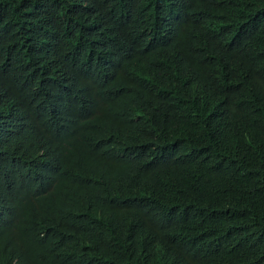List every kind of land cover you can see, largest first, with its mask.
Masks as SVG:
<instances>
[{"label":"trees","instance_id":"trees-1","mask_svg":"<svg viewBox=\"0 0 264 264\" xmlns=\"http://www.w3.org/2000/svg\"><path fill=\"white\" fill-rule=\"evenodd\" d=\"M175 1L0 0V88L13 85L26 99L22 80H34L29 100L46 106L52 78L39 83L37 73H73L141 147L140 162L127 168L145 209L105 200L104 216L142 228L152 217L166 233L189 236L192 255L219 264H264V0H240L241 9L193 0L191 21ZM154 135L176 157L147 159ZM171 208L186 229L159 215ZM20 209L43 216L31 197ZM19 250L23 264H116L68 227L48 228L36 259Z\"/></svg>","mask_w":264,"mask_h":264},{"label":"clouds","instance_id":"clouds-1","mask_svg":"<svg viewBox=\"0 0 264 264\" xmlns=\"http://www.w3.org/2000/svg\"><path fill=\"white\" fill-rule=\"evenodd\" d=\"M175 2L189 21L196 19L193 0ZM222 2L241 9L240 0ZM93 19L85 22L87 29ZM158 38L162 40L163 35L158 34ZM55 73L45 69L37 73L39 83L52 78V85L44 91L46 106L29 100L34 80H22L29 90L19 93L26 99L13 95V85L5 91L0 88V264H23L20 248L36 259L35 251L47 229L57 227L83 235L92 249L114 255L116 264H219L212 258L192 255L189 236L166 233L155 226L152 217L142 228L104 216L99 204L104 205L105 200L133 212L145 209L142 188L134 183L127 168L140 162L141 147L134 137L114 127L105 98L95 90L88 92L73 73L58 71L59 77ZM27 101L43 113L26 107ZM157 140L154 135L153 152L144 154L147 159L158 162L176 157V147L163 146ZM28 197L43 214L38 220L27 218L20 209V202ZM74 199L81 206L77 212ZM88 215V223L80 227L79 218ZM159 215L171 228H187L179 208Z\"/></svg>","mask_w":264,"mask_h":264}]
</instances>
